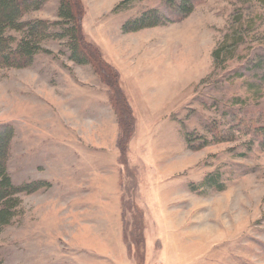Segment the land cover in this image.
Instances as JSON below:
<instances>
[{"label":"rangeland","instance_id":"rangeland-1","mask_svg":"<svg viewBox=\"0 0 264 264\" xmlns=\"http://www.w3.org/2000/svg\"><path fill=\"white\" fill-rule=\"evenodd\" d=\"M80 1L85 40L104 58L87 38L88 30L103 49L120 58L118 64L141 63L135 69L139 85L158 79L166 89L162 96L168 118L176 122L160 143L161 165L169 172L159 181V207L168 220L157 221V212L151 211L152 221L144 223L146 240L155 250L153 257L150 251L151 264H264V150L254 131L264 126V2L195 0L194 12L178 21L160 0L137 1L119 15L114 10L124 0ZM58 7L59 0H51L24 20L58 22ZM153 9L169 18L166 26L137 33L121 30L124 22ZM65 43L45 41L41 46L50 55L40 53L32 67L0 74V126L14 129L8 172L15 185L35 183V110L46 107L40 97L46 86L70 79V86L102 83L90 65L70 61ZM218 48L223 53L215 62ZM77 92L83 99L92 95L91 90ZM121 177L125 235L135 259L133 238L143 219L134 201L138 180L128 168ZM209 179L214 188L205 184ZM35 193L21 196L17 216L0 229V263L74 264L77 257L65 238L57 241L37 227ZM143 257L142 252L141 264Z\"/></svg>","mask_w":264,"mask_h":264},{"label":"crops","instance_id":"crops-1","mask_svg":"<svg viewBox=\"0 0 264 264\" xmlns=\"http://www.w3.org/2000/svg\"><path fill=\"white\" fill-rule=\"evenodd\" d=\"M85 33L118 70L135 117V133L128 149V164L138 180L134 201L143 211L144 223L152 221L151 211L157 212V221L166 223L168 218L162 217L159 207L163 196L159 181L167 179L169 167L161 165L160 143L170 123H176L168 118L167 99L162 96L166 89L160 87L158 79L153 85H139L135 69L142 67L141 63L130 60L131 64H118L119 57L103 49L88 30ZM118 41H113L111 48ZM158 66L156 63V73ZM71 82L46 86V93L40 95L46 99L41 103L46 107L35 110V182L49 184L35 193L37 227L57 241L65 238L77 257L74 264H135L125 241L119 125L109 92L105 94L102 83L70 86ZM83 89L91 90L92 95L83 99L77 92ZM97 91L101 92L99 98ZM45 111L47 117H43ZM151 261L149 257L147 264Z\"/></svg>","mask_w":264,"mask_h":264},{"label":"trees","instance_id":"trees-1","mask_svg":"<svg viewBox=\"0 0 264 264\" xmlns=\"http://www.w3.org/2000/svg\"><path fill=\"white\" fill-rule=\"evenodd\" d=\"M49 1L51 0H0V74L4 70L32 67L35 57L40 53L50 55V51L42 48L43 42L66 40L65 48L69 52L70 61L78 66L90 65L95 75L109 89L110 104L119 125L118 147L120 150L121 176H123L126 168L130 170L128 149L135 133V117L123 92L120 76L114 68L106 63L99 49L85 40L82 30L84 9L80 0H59L58 22L24 20L25 16L31 12L40 11ZM137 1L140 0H124L115 8L114 13L125 12ZM160 1L173 15L178 16V21L189 17L194 12L196 5L195 0ZM257 1L264 2V0ZM168 20L169 18L153 9L145 12L139 18L127 21L122 30L124 33H137L146 29L166 26ZM12 32L19 34L20 37L11 35ZM222 53V48L214 51L213 59L215 62H218ZM254 131L259 136L261 149L264 150V126L257 127ZM14 134V129L10 125L0 126V229L9 226L17 216L15 211L21 204L22 195L49 187V184L41 182L20 186L13 183L8 172V163ZM205 184L210 188L216 186L213 179H209ZM142 218V227L135 231L133 238V246L136 252L135 264H141L140 255L142 252L144 254L143 264H147L149 257H151L150 251L152 253L154 250L144 234V214ZM125 241L127 242L126 235ZM129 251L131 253L130 247Z\"/></svg>","mask_w":264,"mask_h":264}]
</instances>
